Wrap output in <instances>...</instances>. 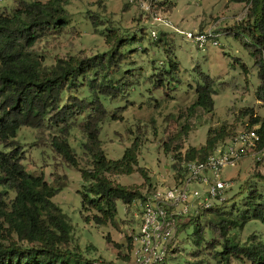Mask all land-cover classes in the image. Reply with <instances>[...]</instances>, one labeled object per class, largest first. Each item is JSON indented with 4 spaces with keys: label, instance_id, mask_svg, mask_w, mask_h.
Wrapping results in <instances>:
<instances>
[{
    "label": "rangeland",
    "instance_id": "1",
    "mask_svg": "<svg viewBox=\"0 0 264 264\" xmlns=\"http://www.w3.org/2000/svg\"><path fill=\"white\" fill-rule=\"evenodd\" d=\"M149 1L156 3L180 28L222 27L224 33L219 37V44L209 43L206 49H202L171 28L162 40L155 41L150 35L153 25L138 0H68L65 4L69 12L67 22L46 30L34 44L36 53L44 57V62L52 64L56 55H92L109 49L112 40L109 41L107 35L113 31L130 39L127 44L130 62L124 63L123 67H134L138 84L124 96L104 99L109 116L102 122L100 138L107 156L118 158L140 135L138 166L146 169L150 180H145L138 170L110 176L114 181L140 186L143 192L172 182L173 174L180 166L179 151L185 153L193 146L200 148L209 133L215 135L223 128L231 132L241 130L249 118V114H243L246 108L264 116V102L255 95L260 83L258 67L241 37L235 33L241 32L245 39L252 40V35L240 26L247 23V3L230 0ZM18 6L19 0H0V13ZM95 16L98 25L94 24ZM230 28L234 31L228 32ZM135 33L143 38L131 39ZM169 58L179 60L177 75L180 82L177 86L164 84L150 90L149 75L166 67ZM201 71L209 73L214 80L215 106L212 111L193 106L197 83L204 82ZM70 93L81 98L90 94L86 86L65 91L61 104L67 103ZM75 113L74 125L66 134L78 166L71 165L54 149L52 139L63 133L61 124H52L49 120L41 128L23 125L19 129L16 138L23 148L22 161L30 172L44 174L49 182L61 186L53 199L71 218L70 248L102 263L134 264L131 236L139 228L137 199L129 204L119 201L116 215L105 222L93 218L95 213H100L99 210L83 207L80 190L85 180L82 170L93 167V158L85 152L83 142L87 137L80 127L86 119V110L78 108ZM7 142L0 139V147H6ZM254 171L264 172V163L251 157L222 169V177L230 185L220 206L235 217L247 206L249 189L240 191L241 184ZM262 186L263 182L259 181L258 187ZM212 217L213 213L209 212L200 218L204 227L201 243L195 241V222L179 231L166 264H224L216 254L221 244L214 242V239L222 241L223 238L210 227ZM252 233L264 240L263 220L249 219L243 227L230 228L229 234L234 239L246 241ZM231 264L251 262L233 258Z\"/></svg>",
    "mask_w": 264,
    "mask_h": 264
},
{
    "label": "trees",
    "instance_id": "2",
    "mask_svg": "<svg viewBox=\"0 0 264 264\" xmlns=\"http://www.w3.org/2000/svg\"><path fill=\"white\" fill-rule=\"evenodd\" d=\"M230 1L247 3V23L240 26L252 35V40L245 39L241 32L235 33L254 57L260 76L255 95L264 102V0ZM67 2L19 0L20 7L0 13V139L7 140L6 147H9H0V264H95L96 261L69 247L71 218L53 199L61 186L49 182L44 174H34L27 169L22 161L23 148L16 138L21 126L41 128L46 120L61 124L63 134L54 137L51 143L71 165L78 166L66 133L74 125L76 110H86V119L80 127L87 137L83 147L92 156L93 167L82 170L85 183L80 192L84 208L100 211L93 215L97 222L113 219L119 201L129 204L145 196L140 186L114 181L111 174L138 170L145 180H150L146 169L138 166L140 135L118 158L107 156L100 138L102 122L109 116L104 99L124 96L138 84L134 67H123L124 63L130 62V48L127 47L130 39L113 31L107 35L108 40H112L109 49L92 55H56L52 64L45 63L44 57L34 49L43 32L67 22ZM94 19L95 25L100 24L96 16ZM232 31L233 28L228 30ZM166 33L161 31L155 41L162 40ZM130 38H143V35L138 37L135 33ZM179 69V60L169 58L166 67L149 75L152 82L150 90L164 84L177 86ZM201 72L204 82L197 83L193 106L212 111L215 106L214 80L209 73ZM82 86L88 87L89 97L81 98L70 93L67 103L61 104L65 91ZM243 114H249L244 127L259 125L258 131L264 141V116L256 114L252 108H246ZM235 132L223 128L215 135L209 133L206 143L200 148L193 146L185 153L179 151L180 166L176 177L185 175L184 161L206 157L216 143ZM259 181L263 182L261 188L258 187ZM246 188L249 189L247 206L241 209L238 217L231 211H225L220 206L222 203H218L198 215L182 217L179 231L195 222V241L201 243L204 227L200 218L211 212L210 227L223 238L222 241L214 239L215 243L221 244L216 251L219 260L231 264L233 258H243L251 264H264V240L256 233L250 234L246 241L234 239L229 234L230 228L243 227L249 219L264 221V172L254 171L241 184L240 191ZM154 264H166V259Z\"/></svg>",
    "mask_w": 264,
    "mask_h": 264
},
{
    "label": "built area",
    "instance_id": "3",
    "mask_svg": "<svg viewBox=\"0 0 264 264\" xmlns=\"http://www.w3.org/2000/svg\"><path fill=\"white\" fill-rule=\"evenodd\" d=\"M138 1L153 25L150 35L154 39L159 38L161 31L171 28L206 49L209 43L219 44V37L224 33L218 25L187 30L180 28L156 3ZM258 127L257 124L243 127L216 143L206 157L184 161V176L177 178L173 174L171 183L157 186L137 199L139 228L131 236L134 264L164 261L176 245L181 218L198 215L225 200L223 195L230 183L222 177L224 167L235 165L247 157L264 163V141ZM95 264L108 263L96 261Z\"/></svg>",
    "mask_w": 264,
    "mask_h": 264
}]
</instances>
